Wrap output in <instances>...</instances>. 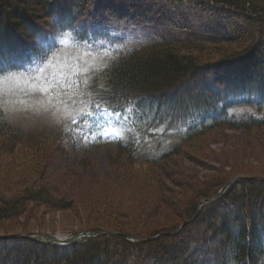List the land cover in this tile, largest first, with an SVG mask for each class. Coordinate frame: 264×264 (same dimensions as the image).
I'll return each instance as SVG.
<instances>
[{
	"label": "trees",
	"instance_id": "trees-1",
	"mask_svg": "<svg viewBox=\"0 0 264 264\" xmlns=\"http://www.w3.org/2000/svg\"><path fill=\"white\" fill-rule=\"evenodd\" d=\"M188 1L216 15L226 11L230 27L187 30L182 37L125 44L109 53V65L101 73L104 85H93V102L112 113L133 115L141 142L155 136L169 142L161 147L162 140H157L153 147L147 145V151L138 149L139 144L136 149L118 144L131 164L159 162L217 127L264 126V0ZM79 6L80 0H0V56L17 65L3 74L24 71L26 66L17 58H27L34 45L49 53L52 33H81L77 28L85 13L77 11ZM62 138L61 132L24 134L0 115V157L11 167L23 149L37 151L47 142L63 146ZM233 177L202 198L214 197ZM21 189L17 196L0 197V220L19 215L28 202L61 203L45 184ZM197 204L171 227L79 228L127 233L137 241L97 236L60 246L0 239V264H264V178L237 179L178 234H163L193 218Z\"/></svg>",
	"mask_w": 264,
	"mask_h": 264
},
{
	"label": "rangeland",
	"instance_id": "rangeland-1",
	"mask_svg": "<svg viewBox=\"0 0 264 264\" xmlns=\"http://www.w3.org/2000/svg\"><path fill=\"white\" fill-rule=\"evenodd\" d=\"M80 1L82 6L76 9L85 14L76 38L70 32L54 34L47 46L55 41V47L42 65L0 75V115L7 123L24 134L64 135L63 146L47 142L37 151L23 149L14 167L0 157V197L17 196L25 185L36 184L38 188L45 184L61 202L57 206L28 202L19 215L0 220V235L171 227L182 221L203 193L227 178H264V126L248 130L217 127L190 139L159 162L131 164L117 149L118 144L134 149L139 144L138 149L144 151L162 139L155 136L141 142L129 114L119 119L102 118L99 123L89 119L80 122L83 113L99 106L93 102V85H104L101 73L109 65L108 55L119 47L105 42L100 33L129 43H145L183 36L188 29L229 28V13L220 10L216 15L188 0ZM89 70L85 86L69 88L63 98L59 89L52 91L57 81L74 84L76 74L84 80L83 74ZM166 140L161 141V147L169 143ZM204 200L197 204L199 213Z\"/></svg>",
	"mask_w": 264,
	"mask_h": 264
},
{
	"label": "snow or ice",
	"instance_id": "snow-or-ice-1",
	"mask_svg": "<svg viewBox=\"0 0 264 264\" xmlns=\"http://www.w3.org/2000/svg\"><path fill=\"white\" fill-rule=\"evenodd\" d=\"M55 47V41H53L51 44L48 45L47 51H51ZM17 59L23 61L24 65L26 67H38L42 65L45 60L47 59L46 52L43 51L39 45H34V51L25 58L24 56H20ZM17 67V65H14L12 63H5V59L3 56H0V74H3L6 71H12ZM92 70H89L88 73L83 74L84 80L81 79V74H76L75 76V83H70L68 80H65L63 84H61L59 81L55 83V88L52 89V91H55L56 89H59L61 97H65L68 93L69 88L75 87L77 89L81 88L82 86H85L84 81L87 80L91 75ZM73 101H75V97H73ZM112 117H116L117 119L120 118V113H109L105 109H101L99 106H96L94 111L83 113L81 116V123L84 119L92 120L94 123H99V121L103 119H111ZM105 135L110 136L111 134L105 133Z\"/></svg>",
	"mask_w": 264,
	"mask_h": 264
},
{
	"label": "water",
	"instance_id": "water-1",
	"mask_svg": "<svg viewBox=\"0 0 264 264\" xmlns=\"http://www.w3.org/2000/svg\"><path fill=\"white\" fill-rule=\"evenodd\" d=\"M235 181H236V178H233L231 181H229V183L227 184V186L225 188H227L230 185H232ZM225 188L221 189L218 192V194L215 195V197H213L211 199L204 200L202 202V204H200V205L203 206L204 204H208V203H211L212 201H214L217 197H219L223 193ZM198 213H199V211L197 210L196 214L193 216L192 219H189V220L183 222L177 229H175L173 231H170V232H165L163 234L164 235H168V236L178 234V232H180L181 229L185 225H187L188 223L192 222V220L195 219V217L198 215ZM101 235L111 236V235H119V233L117 234V233L112 232V231H100V232H96V233L92 234L93 237L94 236H101ZM120 235L123 238H125L127 240H130V241L138 240L137 238H134L133 236H131L129 234H120ZM158 236L159 235L151 237V238H148L147 240H153V239H155ZM17 238H25V239L32 240V241H35V242H38V243H41V244H59V245H62V244H75V243H79L80 241L84 240V239L79 238V235H69L68 237H64L63 239L60 238L58 236V234H53V235L43 234V235H35V236L22 235V234L0 235V239H17Z\"/></svg>",
	"mask_w": 264,
	"mask_h": 264
},
{
	"label": "bare ground",
	"instance_id": "bare-ground-1",
	"mask_svg": "<svg viewBox=\"0 0 264 264\" xmlns=\"http://www.w3.org/2000/svg\"><path fill=\"white\" fill-rule=\"evenodd\" d=\"M197 216H198V215H197ZM197 216H196V217H197ZM196 217H195V218H196ZM192 221H193V220H192ZM190 223H191V222H190ZM185 226H186V225H185ZM138 240H140V239H138Z\"/></svg>",
	"mask_w": 264,
	"mask_h": 264
}]
</instances>
